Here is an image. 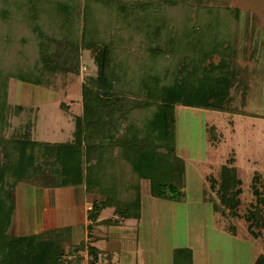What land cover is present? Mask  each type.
<instances>
[{
  "label": "trees",
  "instance_id": "1",
  "mask_svg": "<svg viewBox=\"0 0 264 264\" xmlns=\"http://www.w3.org/2000/svg\"><path fill=\"white\" fill-rule=\"evenodd\" d=\"M219 1L194 0L197 6L207 8V19L186 26L166 44L168 53L179 52L173 68L161 70V66L152 64L155 62L153 54L161 51V47L148 46L150 71L141 76L143 66L140 62L126 65L127 57L120 59L117 53H122V47L119 50L118 45L107 41L115 35V23L130 19L132 11L135 14V6L130 1L85 0L82 19L85 34L79 40L77 33L81 26L75 18V0H54L49 17L42 26L35 23L37 0H0V18L8 24L6 33H0V131L5 114L11 110L6 93L9 77L43 86L48 83V76L57 72L78 74V44L93 51L96 66L95 75L86 76L81 84L82 113L75 117L74 141L51 144L35 140L31 122L25 123L20 132H13L10 137L0 135V264H73L72 260L65 258L64 247L56 240L59 229L18 237L8 234L14 189L19 182L30 179L31 169L38 162L56 161L62 186L82 185L86 193L102 197L92 202L88 211L91 221L96 220L105 208L112 209L117 223L139 218V179L149 180V192L153 197L180 200L184 196L175 179L170 182L164 179L161 169L169 170L172 178L178 169L170 157L175 145V106L230 111L231 89L239 81L234 62L238 49L237 31H234L236 23L231 30L230 20L243 19L246 27L251 26L244 29L249 42L255 43L256 34H259L253 14H242L238 8L226 6L221 14L217 9L222 7L217 4ZM6 3L13 10L7 9ZM135 5L144 7L140 9L143 13L141 21L154 17L151 4ZM185 6L190 10L186 12L190 17L192 6L186 1ZM15 13L19 15L17 19L13 17ZM15 21L23 22V28L31 30L36 37L32 44L36 49V60L32 64L28 51L24 50L27 38L17 36ZM97 35L103 39L99 40ZM254 47L258 49L257 44ZM213 54L220 57L216 63L210 59ZM6 55L14 62L9 68L4 65ZM122 63L131 75L114 69L115 64ZM133 83L136 91L145 97L144 101H139H143L147 110L139 123L133 119L126 122L130 107L126 95L118 93L130 90ZM16 108L21 110L22 106ZM124 165L129 168L125 169ZM258 182L257 175L253 176V208L258 207V210L250 207L243 216L247 229L254 236L253 226L264 228V191L258 187ZM210 187L218 196L221 211L232 217L237 215L241 189L234 168L223 165L218 179L210 178ZM80 249H84L83 245L74 244L72 252ZM87 250L92 255L91 264H95L97 252L93 248ZM174 251L176 256H184L183 260L176 258L175 264H191L190 249ZM253 264H264V255H258Z\"/></svg>",
  "mask_w": 264,
  "mask_h": 264
},
{
  "label": "rangeland",
  "instance_id": "2",
  "mask_svg": "<svg viewBox=\"0 0 264 264\" xmlns=\"http://www.w3.org/2000/svg\"><path fill=\"white\" fill-rule=\"evenodd\" d=\"M53 1L37 0L38 16L35 23L39 26L47 21ZM84 1L74 2L75 18L78 19L79 27L81 26L77 33L79 40L85 34V24L82 20ZM129 1L135 6V14L130 11V19L115 23V35L107 41L118 45L119 50L122 47V53H117L120 59L127 57L126 65L140 62V66H143L141 76L150 71L148 46L161 47V51L153 54L155 62L152 64L161 66V70L172 69L179 52L168 53L166 44L186 26L207 19V8H202L204 5L197 6L194 0ZM185 1L192 6L190 17L186 13L189 8H186ZM146 2L151 4V14L154 17L143 18L141 21L140 15L143 13L140 9L144 7L135 4ZM210 3L216 5L214 2ZM217 4L222 6L217 8L221 14L225 12L223 6L236 7L242 14H253L256 17L254 26L259 34H256L255 43L249 42L245 38L244 29L251 26L246 27L243 19L237 22L234 18L230 20L231 30L236 23L234 31H237L238 49L234 62L239 71V81L231 89L230 111L175 106V145L170 157L173 164L177 163L178 169L175 170L174 178L169 170L163 167L161 169L164 179L169 182L175 179V183L184 191V196L180 200L153 197L149 192V180L139 179V220L114 222L112 209L105 208L100 213V220L96 221L92 228L91 225L84 227L81 224L79 227L71 225L59 229L56 240L64 247L65 258L72 260L73 264H91V255L87 254L86 249L75 253L72 248L75 243L86 247L87 233L90 232L91 239L92 233H95L93 230L97 231V235L101 232V243L117 244L122 241L117 238L118 235L123 239L129 238L128 234L133 235L137 242L135 252H121L116 249L113 254L112 250H109L111 258L106 252H101L97 264H175L176 258L183 260L184 256H176L174 249H190L193 253L195 251L192 264H252L255 257L264 255V228L253 226L252 229L256 231L254 236L247 229V222L243 217L250 207H254L251 191L253 176L257 175L258 186L264 191V0H220ZM5 6L12 9L7 3ZM114 12L115 10L113 14ZM13 17L17 19L19 15L15 13ZM15 27L17 36L27 38L28 44L24 50L28 51L29 63L32 64L36 60V49L32 46L36 37L32 35L31 30L23 28V22L15 21ZM7 29L8 24L0 18V33L4 35ZM97 37L99 40L103 39L98 35ZM256 44L258 49L254 47ZM78 45V74L57 72L48 76L49 81L43 86L23 82L14 77L7 79V104L11 110L6 111L1 136L10 137L13 132H20L25 123L31 122L32 138L35 140L51 144L74 141L75 117L82 113L81 84L86 76H94L96 70L93 51ZM4 57V65L8 68L9 65L13 66L12 57ZM210 59L216 63L220 57L213 54ZM124 67L123 63L115 64L114 69L127 74L129 71ZM128 74L131 75V72ZM135 80L133 79L134 82ZM129 88L130 90L118 92L126 95L130 107L126 122L133 119L139 123L147 113L143 103L145 97L136 91L134 83ZM17 105H21L22 109L17 110ZM57 164L54 160L38 162L31 169L30 179L25 181L40 185L44 184V180L49 184L57 181V172H60ZM223 165L233 167L240 178V202L238 213L233 217L221 211L218 196L210 187V178L218 179ZM124 168L129 167L124 165ZM99 197L102 198L91 194L88 201L93 202ZM22 204L25 206L27 202L15 188L13 218L8 229V234L15 237L24 233L20 231L19 217ZM90 208L89 204L86 210ZM253 209L258 210V207ZM71 231L77 236L73 242ZM126 232L128 233L125 234ZM197 234L201 237H197ZM229 234L236 238H231Z\"/></svg>",
  "mask_w": 264,
  "mask_h": 264
},
{
  "label": "crops",
  "instance_id": "3",
  "mask_svg": "<svg viewBox=\"0 0 264 264\" xmlns=\"http://www.w3.org/2000/svg\"><path fill=\"white\" fill-rule=\"evenodd\" d=\"M57 178H58L57 181L51 184L46 183L47 181L45 180H44V184L41 185L29 184L27 183V181H22L19 182L18 185L15 187L20 192L21 197L24 198L27 202L25 206L24 204L21 205L22 212H21V216L19 215L21 221L20 231L24 232L23 234H36L42 232L43 230H49V229H63V227H70L71 225L72 226L75 225V227H79V225L81 224L84 225V227L91 225L92 228L94 223L100 220L101 212L94 221L93 220L91 221V219L88 217L89 210L86 209L89 204L90 206L92 205V202L88 201L90 199L89 195L91 194H88L84 191V186L82 185L62 186L60 184V172H57ZM238 179L240 180V178ZM140 216H141V212H140ZM139 218L137 219L139 220ZM217 229H219V227H217ZM93 232L95 233H92V237L90 239L89 235L91 236V234L88 231L87 240H86L87 248L84 247V249L87 250L88 248H93L97 252V253L95 252L97 254V259L95 261V264L98 263V260L100 259L98 255L99 256L102 255L101 252H106V254L111 258L110 253L111 252H113V254L116 253L115 252L116 249H117L116 251H121V252H127V251L135 252L137 250V242L134 239L135 237L133 235L128 234L127 237L129 238H123V239L118 235L117 238L119 240H122L121 242H118L117 244H113V243L105 244V243H101L102 242L100 236L101 232L99 231V235H97V231L93 230ZM127 233L128 232H126L125 234ZM71 235H72L71 241L73 242V240H75L77 236L72 231H71ZM197 237H201V235L197 234ZM230 237L236 238L233 235H230ZM109 250L112 251L108 252ZM87 254L90 255L88 250H87ZM193 254H195V251L194 253L191 251V260L193 258ZM256 258L257 257H255V259ZM255 259L252 261V264L255 261Z\"/></svg>",
  "mask_w": 264,
  "mask_h": 264
}]
</instances>
